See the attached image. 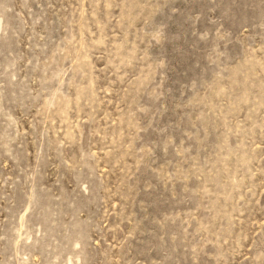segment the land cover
<instances>
[{"label":"rangeland","instance_id":"rangeland-1","mask_svg":"<svg viewBox=\"0 0 264 264\" xmlns=\"http://www.w3.org/2000/svg\"><path fill=\"white\" fill-rule=\"evenodd\" d=\"M0 264H264V0H0Z\"/></svg>","mask_w":264,"mask_h":264}]
</instances>
